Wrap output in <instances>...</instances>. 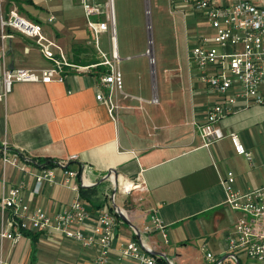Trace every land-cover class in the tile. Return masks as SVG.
<instances>
[{
  "label": "crops",
  "instance_id": "obj_1",
  "mask_svg": "<svg viewBox=\"0 0 264 264\" xmlns=\"http://www.w3.org/2000/svg\"><path fill=\"white\" fill-rule=\"evenodd\" d=\"M25 2L37 11H44L42 2L47 3L46 0H0V198L3 194L1 148L6 143L11 151L23 156L26 170L11 165L7 167L5 192L8 194L25 183L28 188L22 198L33 209L40 208L50 216L60 214L79 196L72 190L73 184L79 183L83 177L95 184L84 188L91 202L84 199L81 192V198L91 211L90 220L82 228L85 233L92 230L102 208L111 209L114 185L108 177L112 173L121 190L128 185L144 188L135 187L130 196L120 191L117 195L121 198L120 204L117 199V206L130 216L131 228H124L122 223L119 225L109 264H116L121 243L136 239L133 227L143 231L154 213L167 230L176 229L183 240L199 239L213 226L215 235H224V243L214 253H224L228 236L240 217L227 205L224 177L228 172L234 173L236 188L241 193L264 187V105L239 101L236 111L219 122L226 138L205 147L195 124L204 122L208 109L219 103L221 96L200 81L199 72L191 62L185 66L188 79L181 83L182 91H172L170 95L164 92L163 101L157 96V89H154L152 100L117 92V102L119 93L125 94V98L121 97L123 110L116 113L117 120L111 117L108 106L99 100L103 74L100 68L89 71L66 68L63 82H18L5 95V69L39 72L53 65L43 56L34 39L11 27H1V17L9 18L12 12L40 24L44 35L61 48L69 64L88 67L76 62V47L85 45L77 44V35L67 38L65 25L58 23L55 15L44 20L29 12ZM26 13L30 19L25 17ZM51 17L56 18L52 23L49 22ZM186 31L189 28H185ZM53 51L60 53L56 48ZM120 69L122 72V63ZM153 85L156 86L154 79ZM261 90L264 93V85ZM178 94L181 102L177 100ZM155 97L159 104H167L165 101L169 100L167 105L171 111L168 115L153 104ZM146 103L149 108L144 106ZM155 127L157 131L153 132ZM232 133L239 135L252 153L253 168L241 164L230 138ZM168 135L171 137L167 141L159 140L160 136ZM74 156L78 157L72 164V168L79 172L77 180L67 184L64 172L56 168L55 181L45 183L38 195L33 194L35 176L41 174V167H44H37L34 161H67ZM129 202L133 204L130 206ZM209 214L213 215L212 220L205 219ZM225 222L231 230L225 226L218 231ZM156 238L143 237L153 246L157 245ZM156 247L163 251L159 242ZM99 254L98 248L85 247L61 234H40L35 241L24 235L17 245L6 241L3 251L7 264H99Z\"/></svg>",
  "mask_w": 264,
  "mask_h": 264
},
{
  "label": "built area",
  "instance_id": "obj_2",
  "mask_svg": "<svg viewBox=\"0 0 264 264\" xmlns=\"http://www.w3.org/2000/svg\"><path fill=\"white\" fill-rule=\"evenodd\" d=\"M170 12L184 14L185 9L202 13V17L209 21L215 35H200L190 48V62L199 72L200 81L212 92L221 96V101L207 111L202 124H195L196 131L202 138L205 147L226 138L219 128V122L236 111L239 101L244 100L256 105H264V0H169ZM81 6L86 14L90 30L93 31L97 50L103 59L100 64L85 68L71 65L64 57L62 50L43 33L42 26L20 17L12 12L9 18L1 17V27H11L34 39L39 45L43 56L52 62V67L39 72L31 70H4L3 81L5 95L12 91L18 82H63L66 68H76L78 71H89L98 67H105L106 73L100 77L102 91L99 100L104 102L111 117L117 120L116 113L119 104L116 93L122 92L124 78L120 69L123 61L119 54L117 30L111 33V58L102 51L98 44V35L108 32L107 22L115 25L114 0H81ZM97 18V20H93ZM51 17L49 22L55 21ZM117 45V48H116ZM56 48L60 53L53 51ZM155 63V59H150ZM234 149L239 156L245 157L253 164V155L248 151L236 133L230 134ZM2 185L3 194L0 198L2 211V229L0 231V264H7L3 251L6 241L17 245L26 232L42 235L61 234L69 240H75L85 247L98 248L97 263L109 264L112 260L114 240L119 225L122 222L120 214L131 221L128 213L117 206V195L120 192L130 196L133 189L143 187L124 186L119 189L115 183L113 173L109 179L113 181L114 192L111 194V209H101L89 233L82 228L91 218V211L87 203L81 198V189L90 188L85 177L79 183L71 186L79 196L69 205V208L55 216L48 215L40 208H32L24 203L22 194L28 188L25 183L13 188L8 194L7 167L9 165L26 170L22 162L23 156L11 151L8 145L2 144ZM78 157H71L67 161L55 162L52 167H41L42 173L35 176L33 194L38 195L45 183L54 182L55 169H61L67 177V184L79 178V172L72 168ZM37 167L43 166L34 161ZM227 192V205L240 214L234 225V231L228 236L227 249L222 254H215L203 247L205 259L209 264H264V187L250 192L241 193L236 188V176L228 172L223 179ZM78 227V229H77ZM136 239L128 243H121L118 247L116 264H177L164 251H158L157 245L148 244L143 237L163 236L168 239L167 227L154 213L143 231L133 227Z\"/></svg>",
  "mask_w": 264,
  "mask_h": 264
},
{
  "label": "rangeland",
  "instance_id": "obj_3",
  "mask_svg": "<svg viewBox=\"0 0 264 264\" xmlns=\"http://www.w3.org/2000/svg\"><path fill=\"white\" fill-rule=\"evenodd\" d=\"M46 1L47 3L42 2L41 5L44 6V11L42 9H38L37 11L26 2L24 4L29 12L38 14L44 20L48 19L51 15H55L57 22L65 25L66 32L64 34L67 35V38L75 34L77 35V44H85L83 47L89 51L87 54L89 56H83L90 59L96 58L101 62L103 59L97 50L95 35L88 27L87 17L81 6V0ZM106 1L102 0V3L105 4ZM231 1L233 2V0H230V3ZM147 6L151 12V17L147 15ZM185 10V16L182 13L173 15L170 12L169 0H114L116 23L112 26L110 22L106 21L108 32L98 35V44L100 49L111 58L112 45L110 37L113 29L116 28L119 53L123 59L122 72L125 84L123 91L130 95V97L140 96L144 99L152 100L154 98V89H157V96L163 101L164 92L170 95L172 91L174 93L182 91L181 83L188 79L186 77L185 66L190 63L191 46L195 44L196 38L200 35H215V30L211 28L209 21L202 17V13L198 11L192 12V10L188 9ZM25 17L30 19V15L27 13ZM148 18L151 19L153 28L154 64L151 63L147 55L150 45L147 25ZM93 20H97V18ZM185 28H189V31H186L187 33H185ZM127 57L131 58L127 59ZM154 67L156 68V86L153 85L152 78ZM118 96L117 99L119 101H121V97L125 98V94L122 93H119ZM167 98L171 99L169 96ZM168 99L165 101L167 104L169 102ZM177 100L179 102L182 101L179 94ZM138 101L144 102L139 99ZM153 104L157 105L163 114L166 113L168 115L171 111L167 104H159L157 97L153 100ZM123 106L122 101L121 103L119 102V110H123ZM144 106L146 108L150 107L147 103ZM141 111L144 110L141 109ZM155 131H157L156 127L153 129V132ZM170 137V135L160 136L159 140L164 142L170 139ZM240 160L245 168H253L245 157L240 156ZM117 199L120 204L121 198L118 196ZM129 204L131 206L133 203L129 202ZM126 210L130 211L129 208H126ZM212 216L211 214L206 215L205 219L212 220ZM121 223L124 228H131L128 221L122 219ZM225 226H228L227 222L222 223L218 231L224 229ZM177 228L179 229V227ZM229 229L231 230L230 227ZM179 230L182 231V229ZM215 232L216 230L212 226L207 235H203L199 239L183 240L182 238L180 239L176 229L169 228L166 231L168 239L159 235H157L158 238L156 239L163 251L170 258L176 259L177 264H209L205 259L206 253L203 247H207L208 251L214 253L219 250L220 244L224 243L223 233L215 235Z\"/></svg>",
  "mask_w": 264,
  "mask_h": 264
},
{
  "label": "trees",
  "instance_id": "obj_4",
  "mask_svg": "<svg viewBox=\"0 0 264 264\" xmlns=\"http://www.w3.org/2000/svg\"><path fill=\"white\" fill-rule=\"evenodd\" d=\"M77 54V64L81 66H92V65H97L100 64V61H98L96 58H88L84 57L83 55H87L89 51L87 49H84L83 47H76L75 51ZM100 70H102L103 73L107 72V69L104 67H98ZM39 163H41L44 167H52L55 165V162L52 160H39ZM82 196L84 199L88 200L91 202V198L87 195L86 193L88 192L86 189L82 188L81 189ZM26 237H32L33 241H35L40 234H31V233H25Z\"/></svg>",
  "mask_w": 264,
  "mask_h": 264
},
{
  "label": "water",
  "instance_id": "obj_5",
  "mask_svg": "<svg viewBox=\"0 0 264 264\" xmlns=\"http://www.w3.org/2000/svg\"><path fill=\"white\" fill-rule=\"evenodd\" d=\"M149 13V8L147 6V15ZM147 25H148V31H149V49H148V52H147V55L150 59L154 58V49H153V33H152V21L151 19L148 18V21H147ZM155 67L153 68L152 70V75H153V79L156 80V73H155ZM109 178V177H108ZM123 220L125 221H128L130 223L129 220H127V218L123 215V214H120L119 215ZM131 225V223H130Z\"/></svg>",
  "mask_w": 264,
  "mask_h": 264
},
{
  "label": "bare ground",
  "instance_id": "obj_6",
  "mask_svg": "<svg viewBox=\"0 0 264 264\" xmlns=\"http://www.w3.org/2000/svg\"><path fill=\"white\" fill-rule=\"evenodd\" d=\"M148 17H151V12L149 11L148 13ZM153 29V28H152ZM116 48H117V45H116Z\"/></svg>",
  "mask_w": 264,
  "mask_h": 264
}]
</instances>
